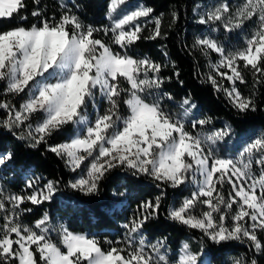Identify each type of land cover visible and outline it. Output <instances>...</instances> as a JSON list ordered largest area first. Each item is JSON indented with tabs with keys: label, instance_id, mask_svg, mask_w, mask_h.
<instances>
[{
	"label": "snow or ice",
	"instance_id": "1",
	"mask_svg": "<svg viewBox=\"0 0 264 264\" xmlns=\"http://www.w3.org/2000/svg\"><path fill=\"white\" fill-rule=\"evenodd\" d=\"M31 3L36 23L25 26L28 16L20 13L28 7L26 0H0V20L21 21L0 30V129L29 148L47 145L70 172L81 173L65 187L85 196L98 195L101 182L117 169L129 178L150 179L159 192L137 205L121 225V239L102 243L64 223L53 224L48 211L31 224L23 222L33 210L25 205L52 202L60 180L32 176L20 192L0 186V264H212L205 259L206 241L246 245L253 255L232 257L231 264H258L256 255L264 254V131L234 155H222L219 145L233 134L231 125L204 131L213 119L195 114L192 94L177 100L165 90L173 77L184 83L165 47L163 63L129 53L141 39L167 38L152 7L138 4L125 10L128 0H109L105 15L110 23L94 27L63 2L58 18L46 14L42 0ZM200 9L199 4L193 7L196 23L209 30L193 37L189 53L199 51L209 70L197 69L194 75L222 92L237 115L261 110L257 85L264 84V0H243L234 11L228 0ZM171 16L175 24L178 15L173 11ZM248 22L255 27L244 35L243 47L230 48L214 35L222 26L229 40ZM147 24L154 27L144 37ZM169 67L171 74L163 75ZM245 71L253 79L247 96L237 86L247 83ZM16 98H21L18 106ZM56 134L66 139L49 143ZM12 161L11 151L0 152V166ZM186 186L192 187L190 196L179 206L170 205L166 218L198 231L200 250L193 252L184 241L173 252L167 237L153 242L145 229L160 215L167 189Z\"/></svg>",
	"mask_w": 264,
	"mask_h": 264
},
{
	"label": "trees",
	"instance_id": "2",
	"mask_svg": "<svg viewBox=\"0 0 264 264\" xmlns=\"http://www.w3.org/2000/svg\"><path fill=\"white\" fill-rule=\"evenodd\" d=\"M109 0H42V6L47 5L46 14L49 17L60 14L59 4L63 2L68 8L80 16L85 24H91L94 27L108 25L110 21L105 13L107 11ZM129 1V0H128ZM142 4L154 9L153 16H159L162 20L163 30L167 33L166 39L157 40H139L133 47L129 49V53L134 56L148 55L157 62L163 63L165 58L161 51L162 46L168 52L169 57L176 62V66L180 72L179 79L182 80L183 86L175 77L170 82H166L164 88L171 92L177 100L185 96L189 92L192 94L193 102L198 105L197 116L207 115L213 119V124L208 126L204 131L214 128H221L225 124L232 127L233 133L241 135L251 130H257L259 133L264 131V84L257 85L258 102L261 110L256 112H248L246 115H237L236 111L230 106L225 99V95L221 92H214L212 86L208 83H202L194 73L199 69L200 73H206L208 61L199 51L189 53L193 37L195 35L207 34L208 25H198L196 20L198 16L193 13V7L197 4L201 6V11L205 7H212L221 0H137ZM28 7L22 11L20 15H27L28 20L25 26L36 23L30 13L34 7L31 0H26ZM76 3L80 4V8L74 7ZM230 7L235 10L237 6L243 3V0H228ZM128 4V3H127ZM126 4V5H127ZM175 11L178 20L172 24L171 13ZM145 24L144 18L140 21ZM19 17L9 21L7 19L0 20V30H6L15 25L20 24ZM172 24L171 27L169 25ZM154 27L147 24L142 36L149 35V29ZM255 27L254 22H248L242 31L233 32L229 40H225L222 26L214 35L224 40L228 47H243V37L245 34L250 35L252 28ZM100 37L102 33L98 34ZM187 45L188 47H185ZM216 54H211V59L216 58ZM172 69H165L163 75L171 74ZM246 84L237 82L240 91L245 95H249L252 90L253 79L251 73L245 71ZM219 79V78H218ZM225 86L229 87L227 81ZM3 85L0 84V89ZM4 97L0 96V99ZM21 98H16L15 103L19 105ZM101 106V112L104 107ZM3 113L0 112V116ZM35 120V118H34ZM190 127V126H189ZM66 136L61 134L54 135L49 143L56 144L64 141ZM243 139H234L229 137L226 142L219 145L222 155H234L243 146ZM13 153L12 163L0 166V182L8 192H20L24 188L27 176H42L46 180H60L61 185L55 198L50 203L43 206L25 207L32 208L31 213L25 214L23 222L31 224L45 211H48L52 217V223H64L71 231L82 232L88 235L96 236L102 243L105 239L119 240L123 237V229L121 225L125 220L133 214V210L142 200H148L158 194L159 190L153 182L141 177L133 179L126 176L119 169L112 171L107 175L100 184V192L98 195L85 196L82 193L73 191L65 185L74 180L76 173L70 172L64 165V162L53 153L47 151V145H40L38 148H29L23 141L15 139L11 133L0 129V152ZM228 186L225 187L227 194ZM118 192H126L121 197L116 195ZM189 189L182 187L178 189H167V196L162 202L160 215L158 218L150 221L146 225V234L151 241L157 238H168V244L173 252H175L184 241H188L193 252L200 250L198 231H189L186 227L174 223L166 218L167 210L170 205L175 203L179 206L182 199L187 196ZM200 209H196L199 214ZM55 238V234H53ZM264 239V234H261ZM206 243L208 256L205 259H211L212 264H231V258L246 254L251 257L253 253L247 248L236 242H231L223 246L212 245ZM107 247V245H104ZM258 264H264V254L256 255Z\"/></svg>",
	"mask_w": 264,
	"mask_h": 264
},
{
	"label": "rangeland",
	"instance_id": "3",
	"mask_svg": "<svg viewBox=\"0 0 264 264\" xmlns=\"http://www.w3.org/2000/svg\"><path fill=\"white\" fill-rule=\"evenodd\" d=\"M109 3V1H108ZM138 4H142L141 2L137 1V0H129L128 1V4L124 6L125 10L127 9H131L135 6H137ZM218 57L216 56V58L213 60L215 61ZM211 129L209 130H206V131H210ZM259 134V132L257 130H251L247 133H244V134H241V135H237V134H232L230 137L234 138V139H243L244 143L249 139V138H253L255 135ZM227 141V140H226ZM63 142V141H62ZM61 143V142H60ZM224 143V142H223ZM222 144V143H221ZM220 144V145H221ZM254 171L256 172V174L258 175L259 173V169L255 168L254 166ZM81 173L80 172H77L76 175H75V178L76 179ZM30 176H27L26 175V179L25 181L29 178ZM0 186H2L5 190L6 188L2 185V183L0 182ZM188 189H189V193L187 194V196H190L191 194V191H192V187L191 186H186ZM7 191V190H6ZM8 192V191H7ZM186 197V196H185Z\"/></svg>",
	"mask_w": 264,
	"mask_h": 264
}]
</instances>
